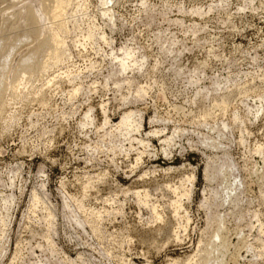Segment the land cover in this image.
<instances>
[{
	"label": "rangeland",
	"instance_id": "rangeland-1",
	"mask_svg": "<svg viewBox=\"0 0 264 264\" xmlns=\"http://www.w3.org/2000/svg\"><path fill=\"white\" fill-rule=\"evenodd\" d=\"M63 2L0 0V264H264V0Z\"/></svg>",
	"mask_w": 264,
	"mask_h": 264
},
{
	"label": "bare ground",
	"instance_id": "bare-ground-1",
	"mask_svg": "<svg viewBox=\"0 0 264 264\" xmlns=\"http://www.w3.org/2000/svg\"><path fill=\"white\" fill-rule=\"evenodd\" d=\"M55 1H57V3H55L56 6H54V9L52 10L53 13L51 11L50 12H51L52 16L55 15L54 17L59 18L60 16L61 17L63 16L61 14L63 13V10H65L66 8H65L63 0H55ZM45 10H47V9H45ZM44 12H46V11H44ZM57 18H55V19H57ZM27 19L29 20V22L31 21L32 23L37 22V18H36L35 14L32 11H30L29 17ZM58 28H57V30L53 31V33L51 35V42L52 43L43 41V42L40 43V45L37 48H35L33 51H31V52H29V53H27V54H25L23 56V58L20 60V62H21L20 66L22 68L32 69L33 67H36L37 65H40L41 64L39 62L40 55L42 54V52H45V51L47 53L50 52L49 54H51V56H54L55 58L59 59V55L60 54H59L58 46L60 44L59 39H60V33L62 31L61 29H63V28L62 27H61V29H58ZM31 38H32V35H30V34H23V35L21 34V35L16 36L14 41L10 44L7 52H5L4 54L2 53L3 50H1V49H4L3 47H5V43L6 42H5L4 38L0 41V47H1L0 48V95H1V91L4 88V84H5L4 79H5V75H6V72H7V64L9 62L10 56L12 55V53L15 50L21 48ZM125 57H126V55L121 59L122 70L125 69L126 66H127ZM117 85L120 86L121 84H117ZM144 93H145L144 89H139L138 90V96H143ZM88 115H86V117H88ZM135 116H136V111L135 110H128V111L124 112V114L121 116V119L118 122H116V124H115L116 129L115 130L117 132H119V133H122L123 131H126L127 134H129V135L131 134L132 131H138L140 129L141 123L135 119ZM131 139H132V137H131ZM164 141H165V143L166 142H168V143L171 142L172 141V136L166 137ZM140 142H141V140H140ZM227 162H229V161H227ZM229 164H230V162H229ZM230 166H232V165H230ZM209 176L210 175H208V177ZM211 178H212V176H211ZM173 190H175V189H173ZM176 193H177V190H176ZM136 194H137L138 198L140 199V201H142L141 203L148 204L147 198H149L148 196H149L150 193H149V191L147 189L145 191H142V192L137 191ZM172 205H173L174 210H175L176 213H178L179 210L182 208V204H181L180 200H176L175 202L172 203ZM151 207H152L153 212L158 215L157 207L155 205L151 206ZM216 235H218V234L216 233ZM168 264H179V263H178V260H172Z\"/></svg>",
	"mask_w": 264,
	"mask_h": 264
}]
</instances>
